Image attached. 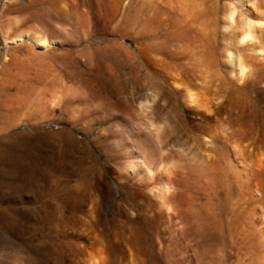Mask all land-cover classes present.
Returning <instances> with one entry per match:
<instances>
[{"label": "rangeland", "instance_id": "374dc122", "mask_svg": "<svg viewBox=\"0 0 264 264\" xmlns=\"http://www.w3.org/2000/svg\"><path fill=\"white\" fill-rule=\"evenodd\" d=\"M213 1L198 4L210 11ZM253 2L264 14V0ZM64 3L0 0L9 37L54 43L44 52L0 40V264H247L264 245L263 192L248 186L259 169L231 143L245 126L264 137V56L233 51L248 71L239 83L218 37L171 55L178 77L210 93L211 108L194 109L169 92L158 65L167 52L152 51L168 39L165 26L144 29L138 0ZM235 11V21L250 15ZM255 36L263 45L264 27ZM218 112L234 125L206 139ZM120 144L168 163L170 217L147 220L154 207Z\"/></svg>", "mask_w": 264, "mask_h": 264}, {"label": "bare ground", "instance_id": "6f19581e", "mask_svg": "<svg viewBox=\"0 0 264 264\" xmlns=\"http://www.w3.org/2000/svg\"><path fill=\"white\" fill-rule=\"evenodd\" d=\"M63 1L65 2L63 4V8L69 11L72 9L75 11L78 10L81 5L86 2V0ZM138 1L140 2L141 6V23L143 26H145L144 29L147 28L146 25L148 23L151 25V27H153V30H157L163 25L165 26V32L168 39L160 45H153L152 51L156 54H163V51L167 52V54L164 55L165 59L158 60V65L161 68L162 73L166 77L169 76L170 78H166L167 80H170V86L172 88L169 90V92L172 95H175V91L181 93L183 102L191 108L209 110L212 104L210 93L204 85H197L193 83L195 79L192 80V78L188 79L186 77H178L182 72V66L178 61L172 59L171 55H174L176 52L182 54L185 48L186 51L188 49L190 52L189 46L195 45L194 47H196V43H203L204 46V44H207L210 39L212 40V37H218L222 41L223 45L225 44L221 58L224 59V64L228 74L233 77L232 79H235L239 83L243 82L242 80L245 77V72L248 71L244 66L245 62L242 63V59H240L238 56L239 50L237 53L238 55H234L235 53H233V51L235 49H241L238 47L245 46V48H247L246 46L250 45L252 48L255 46V49H257L258 52L264 56V44H259V41L256 42L255 39L256 32L259 31L260 27H264V14L257 12L255 9L256 7H254L253 0H224V3L219 6L216 0H214V8L211 9L210 6V11H206L204 4L203 6L201 5L202 3L198 4L200 0ZM235 10H239L244 15L249 13L250 15L247 16V20L241 19L235 21ZM208 15H211L213 19L207 20ZM9 35V32L4 31L3 27L0 26V40L6 49L10 46L13 47L20 44L23 45V43H28L34 49L45 52L54 46L53 42L47 40L43 36H39L38 34H30L28 32L17 35L14 38L11 36L10 38ZM203 52L204 51H202L198 59L200 62H205L208 60V55ZM178 55L179 54H177V56ZM190 58L192 59V56ZM6 61L7 56L5 55L4 64ZM194 61L196 60L194 59ZM202 77H200V79ZM232 125H234L232 121L223 118V113L218 112L217 117L212 124L207 122L205 123L203 127V131L205 133L204 138L211 139L217 132L222 133L225 131L226 127H231ZM252 140H254L252 143L253 146L249 151V147L246 145V143L249 141L252 142ZM206 142L208 141L206 140ZM231 144H234L236 148L238 147V152L240 153L239 155L243 156V160L248 161L251 165L259 169V171L254 173L253 179L251 182H249L250 184L248 186L257 188L263 192L262 197L257 199L258 202L264 205V166L262 165L263 162L261 163L260 161V159H264V137H255V134L251 128L245 126L244 129L241 130L239 136H237ZM119 147L121 155L124 159L125 169L127 170L126 172H128L131 180L147 193V197L154 207V211L150 212V215L147 216V220L153 221L159 214L170 217L174 211V208L171 203L173 190L171 183L172 174L170 175L169 173L170 169L168 170V168L170 166L168 167V163L160 160L156 165H154V163H152L151 159L144 151L135 149L136 147L133 148L125 144H120ZM243 170H245V168H242V171ZM239 175L240 174H238V176ZM139 202H141V200ZM93 211L92 213L94 214ZM247 264H264L263 244L261 247L256 249Z\"/></svg>", "mask_w": 264, "mask_h": 264}]
</instances>
